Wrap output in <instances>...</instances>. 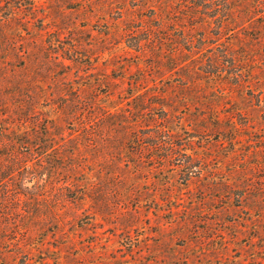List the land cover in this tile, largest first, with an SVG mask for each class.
I'll return each mask as SVG.
<instances>
[{
	"label": "rangeland",
	"instance_id": "rangeland-1",
	"mask_svg": "<svg viewBox=\"0 0 264 264\" xmlns=\"http://www.w3.org/2000/svg\"><path fill=\"white\" fill-rule=\"evenodd\" d=\"M0 21V101L16 83L36 92L38 127L81 101L97 134L76 159L79 200L59 180L67 153L54 167L32 155L23 186H0L3 223L29 193L60 219L38 220L35 240L3 232L5 264H264V90L229 82L242 34L226 31V0H0ZM126 131L136 140L118 145Z\"/></svg>",
	"mask_w": 264,
	"mask_h": 264
},
{
	"label": "trees",
	"instance_id": "trees-1",
	"mask_svg": "<svg viewBox=\"0 0 264 264\" xmlns=\"http://www.w3.org/2000/svg\"><path fill=\"white\" fill-rule=\"evenodd\" d=\"M197 7H199L198 4ZM4 23L5 22L0 21V28L3 29ZM238 30L244 31L239 32ZM226 31L231 34H242L240 35V38L237 37L236 39L239 43H234L232 41L230 45L227 46L229 49L226 48V57L228 56L229 58L226 62V69H238V71L231 72L230 75H228V78H239L235 82L228 79L230 80L229 82L237 84L241 79L243 80L242 83H260V89L264 90V76L262 77L263 79H260L259 81H252L254 76L260 72V70L255 68L256 66H259L257 65L258 63L261 64L259 59L264 55V0H226ZM4 35H6V31H4V29L1 31L0 29V38ZM240 42H242V47H240L241 54L237 55L233 52L234 50H231L234 45L238 46ZM135 48L141 50V44L138 43ZM259 50L260 54L257 53ZM183 61L188 62L186 63L187 65L191 59H183L182 62ZM261 71L264 75V67ZM245 75L248 76V79H242V76ZM7 94L11 98L16 99L14 100L15 102L11 101L2 103V101H0V107L4 108L0 110V186L9 180L13 181L14 179L18 180L19 185L23 186L20 181L27 178L23 177L25 176L23 175L24 171L33 167L32 165H29V162L33 160L31 157L32 155H34V158L38 157L41 161L42 158H49L47 159L49 161L46 162H51L53 166L50 167H54V165H57L60 161L55 159L52 154L55 152H60V154L63 155L67 153L61 157L62 159L66 157L68 159L69 157V159L72 160L68 162L67 165L69 173L63 178L59 177V180L64 182L65 185L63 187L68 191V194H71L69 196L74 200H79L81 196L80 189L78 188L79 179L76 178V173L80 172L78 171L80 165L76 159L84 156L82 153V146L92 147V138L97 136L96 132L92 131L93 120L87 121L86 113L82 118L76 116L75 112L85 110L82 107L83 102L76 101L73 103L76 108L75 112L72 109V105L69 103H57L53 108L58 109L61 113L58 114L59 117L51 118L45 116L46 126L38 127L35 124L31 126L33 123L32 119H36L39 114L37 106L38 102H35L34 100L36 92L31 91L30 94L25 86L22 87L20 84L16 83L14 86L10 87ZM154 94L157 95V92H154ZM141 95L142 94L140 93L135 97H141ZM1 99L2 97H0V100ZM63 117L68 120H63ZM70 124H72V127H69ZM162 128L160 130L164 131L165 129ZM166 130H169V128H166ZM106 134H104V136H106ZM131 134L130 131L121 133V136L117 140L118 145L127 146L131 141L134 142L136 138ZM151 136L157 137L155 134H152ZM66 146L68 149L65 148ZM148 146L154 149L164 148L167 152L166 154H171L173 152V142L171 141H154L153 143H148ZM168 151L170 153H168ZM165 156L166 155H163L162 158H165ZM40 166L44 168L46 167V164L42 163ZM21 186L19 187L20 189L22 188ZM25 188H27V186H25ZM28 195L29 197L24 200L25 204L23 211H18L21 218L18 223H11L10 225L3 223V221H7L3 215H1V209H3L1 201L3 199L0 198L1 249L5 244V235H3V232L5 231L15 232L16 228H21V230H27L29 234L28 237H32V239L35 240V237L38 235L37 232L48 230L47 225H45V223H43L42 226L39 225L38 220H43L45 222L47 220L48 222H51L50 219L52 218L55 220L54 224L60 223V219H57V217L53 215L50 217V215L45 214V217H39V206L35 205V202H33L36 197L32 198L30 193ZM35 222L38 224L37 228H33ZM16 242L17 244L15 248L17 250L24 249L22 243H19L18 241ZM36 242L39 244L41 241H33V243ZM27 253H32V251L29 249L27 250ZM6 257L7 254L0 256V264H5ZM40 264L50 263L45 259L41 261Z\"/></svg>",
	"mask_w": 264,
	"mask_h": 264
}]
</instances>
